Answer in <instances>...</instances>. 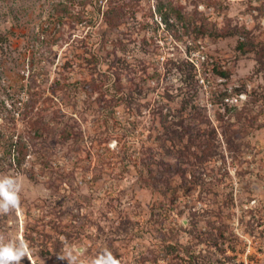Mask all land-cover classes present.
<instances>
[{"label":"rangeland","instance_id":"374dc122","mask_svg":"<svg viewBox=\"0 0 264 264\" xmlns=\"http://www.w3.org/2000/svg\"><path fill=\"white\" fill-rule=\"evenodd\" d=\"M7 246L264 264V0H0Z\"/></svg>","mask_w":264,"mask_h":264},{"label":"clouds","instance_id":"9594fccd","mask_svg":"<svg viewBox=\"0 0 264 264\" xmlns=\"http://www.w3.org/2000/svg\"><path fill=\"white\" fill-rule=\"evenodd\" d=\"M22 257L20 250L14 249L10 246L0 248V264H19Z\"/></svg>","mask_w":264,"mask_h":264},{"label":"trees","instance_id":"16d2710c","mask_svg":"<svg viewBox=\"0 0 264 264\" xmlns=\"http://www.w3.org/2000/svg\"><path fill=\"white\" fill-rule=\"evenodd\" d=\"M23 147H24V146H23ZM25 147H26V146H25ZM25 147H24V148H25ZM17 149H18V148H17Z\"/></svg>","mask_w":264,"mask_h":264}]
</instances>
